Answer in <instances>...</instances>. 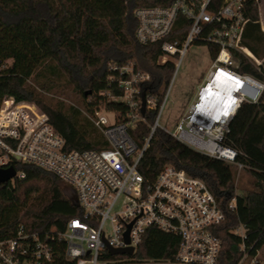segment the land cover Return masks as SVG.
I'll return each mask as SVG.
<instances>
[{
	"label": "built area",
	"instance_id": "built-area-1",
	"mask_svg": "<svg viewBox=\"0 0 264 264\" xmlns=\"http://www.w3.org/2000/svg\"><path fill=\"white\" fill-rule=\"evenodd\" d=\"M165 4L137 7L135 38L140 44L161 42L163 55L158 63L177 55L181 58L192 43H205L217 49L203 82L171 132L177 141L208 156L234 163L237 150L225 144L229 123L243 102L257 103L264 94V78L241 73L233 56L244 54L258 71L264 67L241 44L247 18L243 0H164ZM186 22L181 42L170 41L176 18ZM179 62V61H178ZM124 74L116 85L120 96L112 101L125 103V120L109 123L102 109L88 111V119L99 131L106 147L64 150V140L48 122L47 115L33 102L12 97L0 104V169L14 162L28 163L50 172L69 184L76 193L81 216L71 217L59 228H47L45 239L37 231L18 223L12 235L0 237V264H54L56 249L46 240L56 236L64 241L65 258L74 264H216L219 239L211 227L224 216L204 182L183 169L166 165L152 182H145L137 169L143 151L158 126L157 119L168 95L160 97L142 91L150 76L131 65L119 68ZM144 95V110L141 112ZM236 102L232 111L226 105ZM156 110L143 146L137 147L129 135L143 113ZM160 128V127H159ZM241 169L240 164H236ZM24 177L15 171L14 177ZM231 206V205H230ZM109 223L106 229V223ZM128 225L129 228H128ZM155 228L178 237L172 260L133 258L144 232ZM128 229L127 240L124 236ZM132 247L131 255L108 260L103 252ZM237 264H264L257 255L245 253Z\"/></svg>",
	"mask_w": 264,
	"mask_h": 264
},
{
	"label": "trees",
	"instance_id": "trees-1",
	"mask_svg": "<svg viewBox=\"0 0 264 264\" xmlns=\"http://www.w3.org/2000/svg\"><path fill=\"white\" fill-rule=\"evenodd\" d=\"M159 4H165L164 0H0V104L8 97L34 102L63 138L66 151L106 147L91 122L77 120L78 110L72 109L67 114L61 105L46 104L26 82L30 78H39L43 70L52 76L62 75L86 100L88 111L105 109L118 113V122L125 120V103L107 99V96L122 93L116 85L117 80L124 77L119 68L131 65L134 70L148 73L150 79L141 89L156 92L160 97L175 69L176 61L172 59L158 63L163 55L161 42L140 44L134 34L136 19L133 11L137 7ZM243 7L247 21L241 44L264 64V31L259 23L258 0H243ZM186 26L183 18L178 16L168 40H177L181 44ZM207 46L213 57L217 49ZM233 56L239 72L264 78V67L258 71L240 52H234ZM40 86L48 89L45 84ZM155 114L156 110H146L144 120L136 121L129 129L137 147L143 146ZM224 142L237 150L235 164L201 153L156 127L137 169L145 182H152L166 165L200 178L224 216L211 227L220 241L216 264H237L245 253L251 257L264 247V94L257 103L243 102L239 106L229 123ZM236 164L250 174L248 186L240 194L235 185ZM13 168L23 172L24 177L15 176L0 183V237L12 235L18 223L23 222L29 213L30 202L38 199L47 179L58 182L50 172L33 164L14 162ZM72 210L66 219L81 216L75 202ZM54 218L45 217L32 226V230L45 239V230ZM146 232L171 238L173 244H167L156 257L146 258L142 255ZM143 237L133 258H174L179 243L177 236L148 228ZM46 240L56 249L54 264H74L65 258L63 240L58 241L56 236H48ZM102 258L117 260L124 257L105 250Z\"/></svg>",
	"mask_w": 264,
	"mask_h": 264
},
{
	"label": "rangeland",
	"instance_id": "rangeland-1",
	"mask_svg": "<svg viewBox=\"0 0 264 264\" xmlns=\"http://www.w3.org/2000/svg\"><path fill=\"white\" fill-rule=\"evenodd\" d=\"M258 11L261 27L264 29V0L259 2ZM208 49L205 43H192L181 58L177 60V57H171L176 63L169 82L167 99L157 119L160 128L171 132L194 97L197 87L203 82L204 79L202 80V78L206 75L212 63V57ZM40 84L47 85L48 89L41 88ZM26 85L33 89L37 97L41 98L46 104L53 107L61 105L63 111L67 114H70L72 109H76L79 112L76 118L80 123H84L86 119L89 121L86 100L67 84L62 75L52 76L43 70L39 78L28 79ZM107 99L112 100L111 96H107ZM102 113L109 123L114 122L115 115L113 112L102 109ZM249 180L250 174L248 171L242 168L236 169L235 185L237 194H240L242 189L248 186ZM76 201V193L69 184L60 180L53 182L51 179H47L42 185L38 199L30 202L28 206L29 213L24 216L23 222L30 229L43 221L45 217L55 216L47 227L51 229L59 228L60 222L65 220V216L73 211V203H76ZM105 227L108 229V222ZM173 241L171 238L160 236L157 232H146L142 240V255L146 258L156 257L161 253V249L166 247L167 244L172 245ZM256 255L260 261H264V247Z\"/></svg>",
	"mask_w": 264,
	"mask_h": 264
},
{
	"label": "water",
	"instance_id": "water-1",
	"mask_svg": "<svg viewBox=\"0 0 264 264\" xmlns=\"http://www.w3.org/2000/svg\"><path fill=\"white\" fill-rule=\"evenodd\" d=\"M141 99H142V107H141V112H143L144 110V95L142 93L141 95ZM15 175V169L13 168V166L8 167L6 169H0V183L6 182L10 179H12ZM77 206V205H76ZM130 225H128L129 228ZM127 233H128V229L125 232L124 236L126 237V242L128 243L127 240ZM109 253L111 255H123V254H128L131 255L133 252V248L128 246L125 248H111L108 247Z\"/></svg>",
	"mask_w": 264,
	"mask_h": 264
},
{
	"label": "clouds",
	"instance_id": "clouds-1",
	"mask_svg": "<svg viewBox=\"0 0 264 264\" xmlns=\"http://www.w3.org/2000/svg\"><path fill=\"white\" fill-rule=\"evenodd\" d=\"M235 107H237V104L233 101L225 106L224 111H232Z\"/></svg>",
	"mask_w": 264,
	"mask_h": 264
},
{
	"label": "crops",
	"instance_id": "crops-1",
	"mask_svg": "<svg viewBox=\"0 0 264 264\" xmlns=\"http://www.w3.org/2000/svg\"><path fill=\"white\" fill-rule=\"evenodd\" d=\"M261 0H258V4ZM259 23H260V26H261V20H260V13H259ZM261 30L264 31V29H262L261 27ZM247 48V47H246ZM248 49V48H247ZM249 50V49H248ZM250 51V50H249ZM251 52V51H250ZM252 53V52H251ZM253 54V53H252ZM254 55V54H253ZM255 56V55H254ZM256 57V56H255ZM257 58V57H256ZM259 59V58H258ZM205 76H203L202 80L204 79ZM187 108V107H186ZM185 111V110H184Z\"/></svg>",
	"mask_w": 264,
	"mask_h": 264
}]
</instances>
